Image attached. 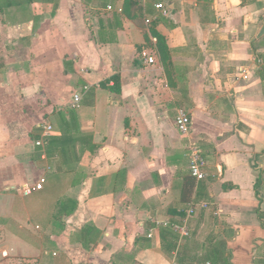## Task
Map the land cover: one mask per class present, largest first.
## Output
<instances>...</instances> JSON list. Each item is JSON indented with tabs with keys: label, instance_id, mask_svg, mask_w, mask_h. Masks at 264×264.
I'll use <instances>...</instances> for the list:
<instances>
[{
	"label": "crops",
	"instance_id": "1",
	"mask_svg": "<svg viewBox=\"0 0 264 264\" xmlns=\"http://www.w3.org/2000/svg\"><path fill=\"white\" fill-rule=\"evenodd\" d=\"M255 1L0 0V264H264ZM179 111L206 161L188 202Z\"/></svg>",
	"mask_w": 264,
	"mask_h": 264
},
{
	"label": "built area",
	"instance_id": "2",
	"mask_svg": "<svg viewBox=\"0 0 264 264\" xmlns=\"http://www.w3.org/2000/svg\"><path fill=\"white\" fill-rule=\"evenodd\" d=\"M156 9L160 10L163 15H165V10L163 5H156ZM155 41V40H154ZM145 57V55L143 54ZM147 63H153V58L145 57ZM81 99L80 93H75L72 96L71 100V107L78 108ZM175 127L178 131L179 135L187 140V157L189 161L188 165V175L194 179L195 182H202L206 178V161L202 155V150L200 149L199 145L192 141L190 138L191 134V117L188 113L184 111H179L175 118ZM43 129V136L48 137L52 133V128L50 126L44 125ZM36 146L41 147L43 145L42 141H37ZM44 179H41L40 182L37 184L36 189L40 190L42 185L44 184ZM207 208L205 204H197V203H190L187 205V209L185 211V217L182 219L178 224H173L170 227L173 229L175 233H177L181 237H188V221L196 214V212L200 209ZM151 237V232L148 235ZM177 264V263H172Z\"/></svg>",
	"mask_w": 264,
	"mask_h": 264
},
{
	"label": "trees",
	"instance_id": "3",
	"mask_svg": "<svg viewBox=\"0 0 264 264\" xmlns=\"http://www.w3.org/2000/svg\"><path fill=\"white\" fill-rule=\"evenodd\" d=\"M135 3V0H125L124 2V6H123V11H124V15H126L128 18H132L134 19L136 17L134 13V11L138 10V7L134 4ZM150 33L153 37L156 38V43H155V47H156V50L160 56V60L163 62V60H165L166 58V53H167V48L165 46V42H164V39L158 35L154 29H150ZM146 44L151 46L150 44V41H149V38L148 36L146 35ZM88 143L91 144V137L88 136ZM49 139V138H48ZM47 139V140H48ZM46 140V141H47ZM50 142V146H54L55 144H57V141L56 139H50L49 140ZM89 150L90 151H93L94 150V147L92 145L89 146ZM194 179L191 178L189 175L185 178L184 182H183V188H182V191H181V196H182V201H185V202H188L190 200V195H191V190L194 186Z\"/></svg>",
	"mask_w": 264,
	"mask_h": 264
},
{
	"label": "rangeland",
	"instance_id": "4",
	"mask_svg": "<svg viewBox=\"0 0 264 264\" xmlns=\"http://www.w3.org/2000/svg\"><path fill=\"white\" fill-rule=\"evenodd\" d=\"M253 1H255V0H253ZM256 6L258 7L259 10H263L262 13L264 14V0H257V5Z\"/></svg>",
	"mask_w": 264,
	"mask_h": 264
},
{
	"label": "water",
	"instance_id": "5",
	"mask_svg": "<svg viewBox=\"0 0 264 264\" xmlns=\"http://www.w3.org/2000/svg\"><path fill=\"white\" fill-rule=\"evenodd\" d=\"M262 34H264V27L262 28L261 32L259 33V36H261Z\"/></svg>",
	"mask_w": 264,
	"mask_h": 264
}]
</instances>
